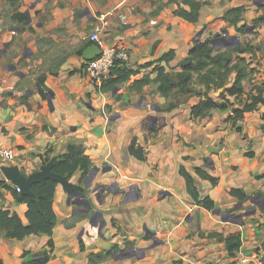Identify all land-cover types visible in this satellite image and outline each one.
<instances>
[{"label": "crops", "instance_id": "0c3cea01", "mask_svg": "<svg viewBox=\"0 0 264 264\" xmlns=\"http://www.w3.org/2000/svg\"><path fill=\"white\" fill-rule=\"evenodd\" d=\"M181 1L0 0V145L15 156L7 165L28 176L43 165L42 156L57 160L70 145L80 146L91 163L86 175L77 169L69 178L82 187L87 178L89 209L76 210L83 207L58 184L52 234L16 239L0 231L3 264H34L40 253L50 255L44 264H88L95 253L101 256L94 264H237L238 252H264V206L258 205H264V102L241 116L232 111L251 102L255 85L245 78L242 96L229 97L232 106L213 108L203 118L191 115L199 97L166 111L169 99L157 82L131 87L153 78L170 50L167 69L179 70L199 31L201 42L225 31L239 40L241 32L223 18L225 12L244 4V21L251 25L264 1L201 0L196 23L173 14ZM101 13L108 14L101 39L124 44L126 64L135 70L107 91L83 71V51L94 44L83 36ZM209 94L218 99L219 90ZM148 117L155 120L146 123ZM133 139L144 160L129 152ZM180 167L192 176L199 197L213 200V210L188 193ZM15 188L0 168V209L27 224V205L15 198ZM232 189L247 196L240 199ZM233 233L240 234L241 246L230 255L222 238Z\"/></svg>", "mask_w": 264, "mask_h": 264}, {"label": "trees", "instance_id": "16d2710c", "mask_svg": "<svg viewBox=\"0 0 264 264\" xmlns=\"http://www.w3.org/2000/svg\"><path fill=\"white\" fill-rule=\"evenodd\" d=\"M201 5V0H182L173 14L186 22L196 23L199 20ZM245 10L246 6L244 4L236 5L228 9L223 18L231 26H234L237 32H244L247 28L243 17ZM261 21L264 22L263 16H259L255 24ZM212 39L201 43L195 40L187 55L181 60L180 68L177 71L167 69L168 62L173 58V51L166 52L160 59L164 63L156 66L153 70L155 73L154 77L150 78L147 76L135 80L131 86L132 89H140L143 84L149 83L150 80L157 82L158 91L162 93L165 100L169 99L163 109L166 111L184 103L185 101H180L181 97H199V100L191 105V115L194 118L207 116L213 108L224 109L232 106L233 103H231L229 97L236 96L239 98L242 96L244 93L243 80L248 75V65L245 58L240 55L251 47L238 43L231 48H217L212 45ZM134 73L135 70L129 68L126 62L116 61L111 68L109 78L103 81L99 89L102 91L113 90L118 84L127 81ZM255 89L257 93L249 96L251 102L245 103L242 108L232 107V111L236 116H241L244 111H252L258 103L264 102V97L262 96L264 87L257 85ZM211 90H219L218 99L210 96ZM41 94L45 97L43 91H41ZM261 117L264 121V111ZM128 150L136 158L145 159V151L142 147L136 145L135 139L129 144ZM49 160L48 156H42L43 164H46ZM90 168L91 163L82 148L74 145H70L67 152L59 156L53 164V171L66 176L68 179L77 169L81 170L83 175H86ZM179 172L185 178L188 193L195 199L197 204L208 210H213V200L210 197H199L192 176L183 167L179 168ZM196 173L201 177L208 178L212 183L216 182L213 176L207 175L201 170L197 169ZM58 184L56 180L50 178L41 179L31 185L33 196L23 195L14 189L15 198L20 202H25L27 205L25 212L27 224L22 222L18 213L9 209H0V231L3 236L21 239L29 234L51 235L57 221L53 208V197ZM231 193L240 199L247 196L244 192L236 189H232ZM222 239L230 255L241 246L239 233H233ZM47 244L53 247L51 238L47 240ZM80 245L81 247L83 246L82 243ZM38 255H40L38 256L39 258L33 259L34 264H44L50 257L48 253H40ZM99 256L101 255L98 253L91 254L88 264H94L95 259ZM0 264H3L1 260Z\"/></svg>", "mask_w": 264, "mask_h": 264}, {"label": "built area", "instance_id": "2783aa9c", "mask_svg": "<svg viewBox=\"0 0 264 264\" xmlns=\"http://www.w3.org/2000/svg\"><path fill=\"white\" fill-rule=\"evenodd\" d=\"M107 15V13L99 14L96 17L98 21L92 26L91 31L83 36V39L93 42L99 48V54L92 60L85 61L83 66L84 73L97 86L109 78L111 68L116 61L126 62L128 60V52L124 44L106 45L100 37L108 25ZM125 18V15H121V19L124 20ZM14 158L11 148L0 145V165H7ZM15 189L20 192L18 187ZM237 260V264H264V252H238Z\"/></svg>", "mask_w": 264, "mask_h": 264}, {"label": "water", "instance_id": "95a60500", "mask_svg": "<svg viewBox=\"0 0 264 264\" xmlns=\"http://www.w3.org/2000/svg\"><path fill=\"white\" fill-rule=\"evenodd\" d=\"M248 29V27H247ZM248 31H246L247 33ZM226 34H228L227 31H225ZM201 34V31L197 33V37L195 40L198 43H201L199 36ZM229 38L234 42L232 44L231 42L226 43L224 42L222 46L231 48L234 45L239 43L237 36H229ZM216 39H212V45L216 47L215 41ZM99 54V48L97 45L92 44L89 47H87L83 51V57L85 60H92L95 56ZM12 69H15L14 66H12ZM40 89L42 87L39 85ZM49 103L52 105V97H48ZM155 120V118L148 117L145 122L148 123L150 120ZM160 120V119H159ZM56 161V157H52L46 164H43L39 170L31 173L30 175L26 176L24 175L18 166H8V165H2L1 171L5 175V177L10 180L16 187L20 189L21 194L33 196L34 193L31 190V185L35 182H38L41 179L44 178H50L53 180H56L60 184V188L67 192L68 199L71 200L73 204L81 205L82 209H76V210H88L90 207V201L86 197V189L89 188V183L87 182V178L85 179V185L82 187L81 185L72 183L69 181V179L59 173H56L53 171V164ZM100 191L103 190V187H99ZM239 204H242L241 202ZM264 204V203H263ZM260 206H264L258 203ZM216 213H219V211H214ZM248 214V213H246ZM102 225H100V228Z\"/></svg>", "mask_w": 264, "mask_h": 264}, {"label": "rangeland", "instance_id": "374dc122", "mask_svg": "<svg viewBox=\"0 0 264 264\" xmlns=\"http://www.w3.org/2000/svg\"><path fill=\"white\" fill-rule=\"evenodd\" d=\"M258 3H262L264 0H257ZM257 18L259 16L264 17V9H261L258 11ZM256 18V20H257ZM255 20V21H256ZM263 22V21H261ZM246 23V22H245ZM260 23V22H258ZM258 23L248 25L244 32H241L238 34L239 36V43H242V45H248L251 48L248 51H245L244 58L246 60V63L248 65V75L246 77L247 84L250 85H259L264 86V28L263 26L258 27ZM246 31H248L246 33ZM246 33V34H244ZM234 35V34H233ZM230 33L226 34L225 32L218 33L214 39L216 47L222 46L224 42L229 43L231 42L234 44V40L232 41L229 36H233ZM242 41V42H240ZM211 92V91H210ZM173 98V97H172ZM174 99V98H173ZM180 99V98H179ZM189 99L185 97H181L180 101H187Z\"/></svg>", "mask_w": 264, "mask_h": 264}]
</instances>
